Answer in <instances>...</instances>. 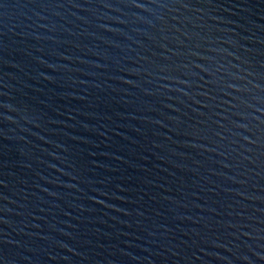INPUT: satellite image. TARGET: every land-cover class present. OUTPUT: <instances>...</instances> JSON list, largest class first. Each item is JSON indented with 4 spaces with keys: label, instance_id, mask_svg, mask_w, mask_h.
Listing matches in <instances>:
<instances>
[{
    "label": "water",
    "instance_id": "1",
    "mask_svg": "<svg viewBox=\"0 0 264 264\" xmlns=\"http://www.w3.org/2000/svg\"><path fill=\"white\" fill-rule=\"evenodd\" d=\"M0 264H264V0H0Z\"/></svg>",
    "mask_w": 264,
    "mask_h": 264
}]
</instances>
